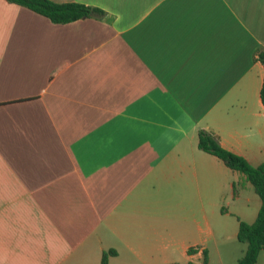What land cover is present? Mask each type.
I'll return each mask as SVG.
<instances>
[{
    "label": "crops",
    "instance_id": "crops-1",
    "mask_svg": "<svg viewBox=\"0 0 264 264\" xmlns=\"http://www.w3.org/2000/svg\"><path fill=\"white\" fill-rule=\"evenodd\" d=\"M50 1L103 14L0 0V264H236L260 201L197 132L264 162V0Z\"/></svg>",
    "mask_w": 264,
    "mask_h": 264
},
{
    "label": "trees",
    "instance_id": "trees-1",
    "mask_svg": "<svg viewBox=\"0 0 264 264\" xmlns=\"http://www.w3.org/2000/svg\"><path fill=\"white\" fill-rule=\"evenodd\" d=\"M24 6L46 18L53 23H67L83 17L102 16L103 11L97 7L77 2H53L50 0H6ZM256 60L263 66L262 83L259 89V99L264 106V47L256 51ZM197 147L219 158L225 166L244 175L250 183L254 193L258 196L260 204L255 219L251 223L239 221L236 238L245 245L236 264H254L258 252L264 249V162L250 165L243 157L221 147L217 137L210 131L198 130ZM108 250L101 254L100 263L105 264Z\"/></svg>",
    "mask_w": 264,
    "mask_h": 264
},
{
    "label": "built area",
    "instance_id": "built-area-1",
    "mask_svg": "<svg viewBox=\"0 0 264 264\" xmlns=\"http://www.w3.org/2000/svg\"><path fill=\"white\" fill-rule=\"evenodd\" d=\"M198 250V249H197Z\"/></svg>",
    "mask_w": 264,
    "mask_h": 264
}]
</instances>
